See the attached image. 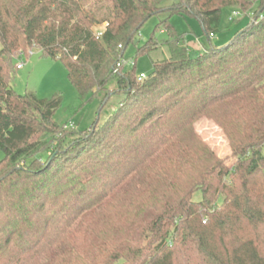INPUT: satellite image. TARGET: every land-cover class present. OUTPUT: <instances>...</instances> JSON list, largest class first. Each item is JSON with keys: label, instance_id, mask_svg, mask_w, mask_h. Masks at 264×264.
<instances>
[{"label": "trees", "instance_id": "trees-1", "mask_svg": "<svg viewBox=\"0 0 264 264\" xmlns=\"http://www.w3.org/2000/svg\"><path fill=\"white\" fill-rule=\"evenodd\" d=\"M255 1L244 28L195 56L169 22L193 15L209 38L223 8ZM263 9L264 0H0V264H264ZM161 13L169 56L141 81L135 61L116 69ZM156 47L150 37L136 55ZM27 48L63 63L76 91L68 108L118 93L115 111L85 131L56 122L59 94L12 88L13 59ZM202 118L222 128L232 164L197 133Z\"/></svg>", "mask_w": 264, "mask_h": 264}, {"label": "rangeland", "instance_id": "rangeland-1", "mask_svg": "<svg viewBox=\"0 0 264 264\" xmlns=\"http://www.w3.org/2000/svg\"><path fill=\"white\" fill-rule=\"evenodd\" d=\"M258 3L255 1L254 7L246 11L239 7L223 8L220 16L219 31L209 38L204 34L198 19L193 15L173 14L169 18V22L173 25L175 32L184 38L190 54L195 56L202 52L204 47L226 44L237 30L246 26ZM233 11L238 12L239 15L233 20H229ZM165 17H167V13L155 14L144 22L133 42L124 51L123 59L126 62L124 70L131 69L135 61V74L143 73L148 75L152 71L153 60L169 56L166 46L169 35L166 31L157 27L159 21ZM150 37L154 39L157 45L156 49L150 53L136 55L137 49L143 46ZM29 50L30 48L25 49L23 51L24 54L13 59L14 67L19 61H22L24 65L20 69L14 68V77L11 82L12 88L18 94L32 91L40 98H50L54 94H59L62 97V103L54 113L56 122L62 124L70 120L74 124L73 129L75 131H85L95 119L98 118V124L100 125L115 111L122 97L118 93L109 95L102 106H100L99 100L94 98L77 110L68 108L76 100V91L67 78L63 63L57 59L42 55L37 48H32L28 53ZM109 88L112 90L114 84L111 83ZM195 129L218 157L226 159L228 164H232L235 161L234 156L231 154L229 141L222 128L213 121L202 118L195 124ZM2 157L3 153L0 150V159ZM192 198L198 201L202 198V193L199 190L195 191Z\"/></svg>", "mask_w": 264, "mask_h": 264}, {"label": "built area", "instance_id": "built-area-1", "mask_svg": "<svg viewBox=\"0 0 264 264\" xmlns=\"http://www.w3.org/2000/svg\"><path fill=\"white\" fill-rule=\"evenodd\" d=\"M237 14H238V12L233 11L232 16L229 17V20L233 19V17L236 16ZM125 63H126V62L124 61V59L121 58L120 61H118V62L116 63V69L124 68ZM133 63H134V62H133ZM23 65H24V63H23L22 61H19V62L16 64V68H17V69H20V68L23 67ZM145 77H146L145 74L140 73V74L137 76V80L141 81V80L144 79ZM68 126H69V127L73 126V123H69Z\"/></svg>", "mask_w": 264, "mask_h": 264}]
</instances>
